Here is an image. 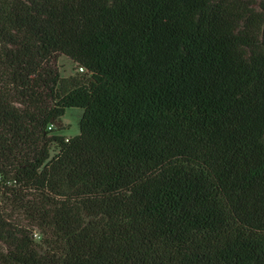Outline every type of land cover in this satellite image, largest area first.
Wrapping results in <instances>:
<instances>
[{
	"label": "trees",
	"instance_id": "trees-1",
	"mask_svg": "<svg viewBox=\"0 0 264 264\" xmlns=\"http://www.w3.org/2000/svg\"><path fill=\"white\" fill-rule=\"evenodd\" d=\"M0 177V264H264V0H0Z\"/></svg>",
	"mask_w": 264,
	"mask_h": 264
},
{
	"label": "rangeland",
	"instance_id": "rangeland-1",
	"mask_svg": "<svg viewBox=\"0 0 264 264\" xmlns=\"http://www.w3.org/2000/svg\"><path fill=\"white\" fill-rule=\"evenodd\" d=\"M252 1L254 3V6H256V8L258 7L259 3L262 0H249ZM60 74L61 78L67 79L71 76H73L76 72V67L75 64L70 61L68 58H66L65 56L59 55L56 59V62L54 64ZM82 110L81 109H68L65 112L64 117L61 119V123H62V128L64 127L65 131H64V136L66 138H71L74 137L76 135L79 134V130H78V121L82 115ZM51 153H50V157L54 156L56 153V149L54 147H51ZM1 180V177H0ZM3 191V189L1 188V184H0V210L6 211L9 214H14L12 211H10V208L8 207L9 205H7L6 203H4V199L2 198L1 192ZM15 217V216H14ZM22 220V218H20ZM32 237L36 242L40 241L41 235L39 233V231L36 228L32 229ZM4 245H2L0 243V250L3 249L4 250Z\"/></svg>",
	"mask_w": 264,
	"mask_h": 264
},
{
	"label": "built area",
	"instance_id": "built-area-1",
	"mask_svg": "<svg viewBox=\"0 0 264 264\" xmlns=\"http://www.w3.org/2000/svg\"><path fill=\"white\" fill-rule=\"evenodd\" d=\"M78 72H80V73H84L85 72V70L83 69V68H78ZM51 125L50 126H48L47 127V129L49 130V129H51ZM65 141H67V139H65Z\"/></svg>",
	"mask_w": 264,
	"mask_h": 264
}]
</instances>
